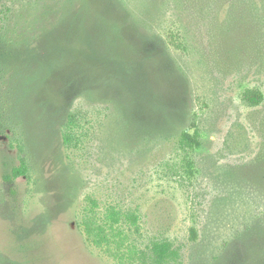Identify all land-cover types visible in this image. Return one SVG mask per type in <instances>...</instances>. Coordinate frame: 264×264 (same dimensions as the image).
<instances>
[{
	"label": "rangeland",
	"instance_id": "374dc122",
	"mask_svg": "<svg viewBox=\"0 0 264 264\" xmlns=\"http://www.w3.org/2000/svg\"><path fill=\"white\" fill-rule=\"evenodd\" d=\"M111 207L121 258L85 229ZM166 240L163 264H264V0H0V264Z\"/></svg>",
	"mask_w": 264,
	"mask_h": 264
},
{
	"label": "trees",
	"instance_id": "16d2710c",
	"mask_svg": "<svg viewBox=\"0 0 264 264\" xmlns=\"http://www.w3.org/2000/svg\"><path fill=\"white\" fill-rule=\"evenodd\" d=\"M244 98L252 105L259 104L263 99V93L248 89L244 93ZM195 127V126H194ZM196 133H198V130H196ZM181 143L184 145H199L200 140L195 135H191L188 130H185L182 133L181 137ZM25 172V168L23 167H17L13 170V176L18 177L22 175ZM128 218L132 220L134 224L137 222V215L135 214H127ZM123 213L119 210H117L114 207H111L108 209L107 214L104 218V224H96L92 219H89L88 221L84 222L86 227V234L92 239L94 244L97 246L105 245L107 246V250L110 253H113L117 257H125L124 253H120L122 249L123 242L121 241V236L123 235L122 230H117V225L122 221ZM107 227L110 229L109 232H107ZM107 230V231H106ZM124 237V235H123ZM117 238L120 239L119 242H117ZM117 242L118 246L114 247V251L111 250V243ZM154 251L156 254V257L154 259L155 262L163 264L166 263L169 259L177 258L178 251L175 249H172L170 247V243L166 241H156L154 242ZM120 253V254H119Z\"/></svg>",
	"mask_w": 264,
	"mask_h": 264
}]
</instances>
